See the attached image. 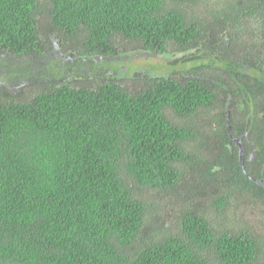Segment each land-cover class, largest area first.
<instances>
[{
	"label": "trees",
	"instance_id": "16d2710c",
	"mask_svg": "<svg viewBox=\"0 0 264 264\" xmlns=\"http://www.w3.org/2000/svg\"><path fill=\"white\" fill-rule=\"evenodd\" d=\"M0 264H264V0H0Z\"/></svg>",
	"mask_w": 264,
	"mask_h": 264
},
{
	"label": "rangeland",
	"instance_id": "374dc122",
	"mask_svg": "<svg viewBox=\"0 0 264 264\" xmlns=\"http://www.w3.org/2000/svg\"><path fill=\"white\" fill-rule=\"evenodd\" d=\"M241 28H242V31L244 32V34L246 35L245 37H243V40H245L244 43H249L251 41L254 42V40L258 39L255 36L251 37V33L255 31V25L254 24L250 25V28L254 29L252 31H250V29L247 27H244V28L241 27ZM54 52L56 55L60 56L63 59H64V56L66 55V53L61 49V47L56 46V48H54ZM142 58L143 57L141 56V54H139V55L135 54V55H130L128 57H122L119 59L114 58L113 60H111V59H100V60H96V62L97 63H103V62H107V61L112 62L111 65L115 64L116 67H119V68L123 67V72H124L127 69L130 71V69L133 67L134 68H139L140 66L145 67L148 63L143 64ZM86 62H88V61H86ZM152 66H155V64H153ZM84 69H86V68H84ZM163 69H165V68H156L154 72L158 73V74H163L166 72V71H163ZM108 74L110 75L109 72L105 73L106 76H108ZM128 74H130V72H128ZM84 76L91 77L92 74L88 72ZM111 78L116 79V78H118V76L113 74V75H111ZM197 180L199 181V179H197ZM193 187L194 188L196 187L195 183H193ZM149 196L151 199H153L155 201V204H157L160 208H162V210H163L162 219L164 221H167L168 223H171V224L177 223V221L179 219V215H178L179 209L175 203L176 199H174L173 201H169L172 199L167 198L164 195L160 198V196L155 195L153 192L149 193ZM200 198H201V196H200ZM243 214H244L245 220H247L248 222H250L254 226L256 225V222H257L256 226H258L263 221L262 210L257 205H248V206L243 207Z\"/></svg>",
	"mask_w": 264,
	"mask_h": 264
}]
</instances>
